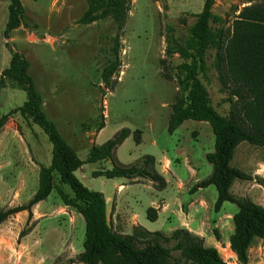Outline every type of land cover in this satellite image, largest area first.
<instances>
[{
	"label": "rangeland",
	"instance_id": "rangeland-1",
	"mask_svg": "<svg viewBox=\"0 0 264 264\" xmlns=\"http://www.w3.org/2000/svg\"><path fill=\"white\" fill-rule=\"evenodd\" d=\"M258 1L215 0L213 11L221 21L214 26L231 29L238 11L248 6V2ZM21 2L25 9L24 24L6 39L10 0H0V78L14 52L22 53L30 63V74L38 92L44 96L51 120L79 150L76 152L83 161L88 157L92 142L100 146L123 129L131 132L106 163L85 164L76 171L80 182L89 190L104 192L113 198L118 192L117 186L127 184L117 197L128 201L129 208L138 214V221L155 232H169V227L177 225L179 218L174 217L171 223L164 215L159 220H149L147 210L152 207V200H173L174 208L181 212L183 225L190 229L191 221L198 222V227L194 225L188 231L202 237L206 247L216 249L224 264H242L231 246L237 206L226 202L220 212H216L215 186L204 192L198 189L195 193L199 194L194 197L195 193L190 192L193 187H178L171 176L172 172H179L183 181H189L185 164L177 163L182 156L181 147L199 159L204 152L214 150L215 138L207 122L189 120L173 134L168 132L171 106L178 89L174 81L162 76L163 61L171 72L183 62L178 54L166 55L167 48L173 52L177 45L185 44L205 0H131L127 24L120 32L121 67L111 78V82H115L113 89L102 78L104 69L115 56L118 26L113 19L80 23L88 8L87 0ZM220 46L208 52V70L201 79L212 107L218 114L226 115L232 104L216 70ZM50 85L58 89L52 96L47 95ZM26 99V92L10 83L0 90V118L12 113L0 133V208L4 209L27 204L38 189V177L36 179L34 174L41 166L33 159L31 145L41 138L52 150L41 128L15 112ZM61 105L64 109H73V115L61 117ZM102 124H106L103 131L93 137ZM86 132L90 136L84 142L80 138ZM165 155L171 163L160 165L161 170L170 173L167 176L170 182L166 181L167 188L163 190L157 189L148 178L128 182L126 178L106 179L93 175L102 168L111 170L116 165L139 164L145 156L160 160ZM202 160L204 165L200 166L198 177L203 180L212 174L213 168L204 158ZM232 165L251 176V180L235 181L232 193L264 207V146L242 143ZM70 191L67 186L66 192L72 196ZM109 218L115 231L112 212ZM27 221L28 212L24 211L0 225V264H77L70 261L83 251L85 221L76 208L62 202L56 189L36 212L33 208V219L28 225ZM27 227H31L29 234L20 238ZM126 234L132 235L133 229ZM173 255L178 264H197L186 261L178 252ZM247 256V264H264V239L256 238Z\"/></svg>",
	"mask_w": 264,
	"mask_h": 264
},
{
	"label": "trees",
	"instance_id": "trees-1",
	"mask_svg": "<svg viewBox=\"0 0 264 264\" xmlns=\"http://www.w3.org/2000/svg\"><path fill=\"white\" fill-rule=\"evenodd\" d=\"M88 8L80 19L82 24H92L111 18L118 26L115 39L114 59L104 69L103 80L112 89L115 76L121 67L119 57L120 32L127 24L131 10V0H87ZM215 0H205L201 13L196 15V23L189 29V37L184 45L166 55L178 54L183 62L171 69L164 65L163 78L174 81L177 96L172 104L168 132L173 134L186 121L193 120L210 124L214 138V150L206 154L213 172L198 182L191 190L215 186L217 200L214 205L220 212L226 202L235 204L237 212L233 216L234 233L231 246L242 264H247V252L252 242L264 239V207L249 198L238 197L231 191L237 180H251V176L232 165L237 148L242 143L264 146V0L251 3L238 11L232 28L225 30L215 27L221 19L213 11ZM25 9L21 0H10L9 21L4 36L24 24ZM216 70L224 91L229 94L232 108L226 115L218 114L210 104L209 93L201 75L208 70V52L216 46ZM10 83L26 92L24 104L15 110L25 120L37 125L52 144V162L48 167L41 166L38 189L25 205L0 208V225L12 216L28 212V223L33 219V208L48 199L54 189L68 207H74L85 221L83 251L71 260L82 264H178L173 253L178 252L186 261L197 264H224L214 248H208L204 239L187 229H177L170 235L163 232H150L136 227L132 235L115 232L108 221L107 202L101 192L86 188L75 176V172L85 164L109 160L115 150L131 134L123 129L112 139L100 146H93L88 158L83 161L75 149L59 131L54 121L43 110V99L38 92L34 78L30 74V63L26 57L15 51L10 65L0 78V90ZM12 113L0 118V133ZM105 124L100 126L103 129ZM141 134L140 132H136ZM155 158L145 156L139 164L114 166L111 170L95 172V177L106 179L148 178L163 190L167 182L154 169ZM71 190L66 192V187ZM147 217L158 219V210L149 208ZM31 227L25 228L20 238L29 234Z\"/></svg>",
	"mask_w": 264,
	"mask_h": 264
},
{
	"label": "crops",
	"instance_id": "crops-1",
	"mask_svg": "<svg viewBox=\"0 0 264 264\" xmlns=\"http://www.w3.org/2000/svg\"><path fill=\"white\" fill-rule=\"evenodd\" d=\"M251 3L252 2H248L247 5H250ZM48 90L49 91H48L47 95L48 96H52V94L54 95L58 89L55 86L50 85ZM40 94H41L42 99H43V110L46 113V115L48 116V118L51 119V116L48 114V112L45 109L46 102H45L44 96H43L42 93H40ZM72 111H73V109H71V110L70 109H64V106L61 105V108L59 110V114H60L61 117H64L65 115L70 117V116L73 115ZM74 114H76V113H74ZM105 126H106V124H105ZM103 129H99L98 131H96L95 134H93V137H97L103 131ZM33 131H35V130L32 127L31 128V132H33ZM35 134L38 135V138L40 137V135L38 133L35 132ZM32 135H34V134H32ZM32 135H30V136H32ZM62 135L65 137V139H67L65 134L63 133V131H62ZM89 136L90 135L88 134V132H86V133L83 134V137H81L80 140L83 139L84 142H85L86 139L89 138ZM67 141L69 142L68 139H67ZM93 146H96L95 142H92L90 147H88L89 148V153H90V150H91V148ZM73 148L75 149V151H79L77 148H75V146H73ZM181 148H180L179 152L182 153V156L179 159H177V163L180 164L181 162H183L185 164L186 170H187V172L190 175L189 181H183V179L180 178V176H179V172L173 173L171 171L172 172L171 176L174 178V180L177 181L178 187H182V188L194 187L198 182H200L202 180V179H199V177H198L199 176V168H200V166L204 165L202 158H204L206 160V154L209 153V152H204L202 154V158L199 159L197 157H194L193 153L190 154V152L188 150H186V149L183 150ZM31 150H32V153H33V159H35V161H37V163L39 164L38 166L48 167V166L51 165V162H52V150L50 149V147H47L44 144V141L41 138L39 140L37 139V141H35L34 144L31 145ZM165 162H169V164L171 163V159H169V157L166 156V155L160 160L155 159V170L167 182H170V180L167 178L168 174H170V173L169 172L165 173V171H163V169L161 170V165L160 164H163ZM97 163L102 165V163H106V161H101V162H97ZM92 164H95V163H92ZM83 168L84 167H82L81 169H83ZM102 170H108V169L102 168L101 170H98V171H102ZM98 171H95V172H98ZM39 172H40V168H38L37 171L34 174L36 179L38 177V181H39ZM126 180L128 182L130 181L129 179H126ZM133 180L136 181L138 179H133ZM150 184L153 186V184L151 182H150ZM126 188H127V184H123V183L119 184L117 186V191H118L117 194L119 193V191H123ZM208 188L200 189L201 190L200 192H204V190H207ZM101 193L104 195V197L106 199V202H107V213H108V221H109V225L110 226H111V224H110L109 212L113 213V221L115 223V232L127 235L126 233H127L128 230L133 229V233H134L135 228L139 227V226L143 227L144 229H146V230H148L150 232H155V231L149 230L142 222L138 221V214L136 212H134L133 209L129 208V202L128 201H124V199H122V198H120L121 200H119V197H117V194H116L115 198H113V197H107L104 192H101ZM159 193H163V192H159ZM198 194L199 193H195L194 197L196 195H198ZM109 203H110V208H109ZM151 203H152V207L151 208H155V209L158 210V219L157 220H159L162 217V215L165 216L166 220L169 223H171V221H172V219L174 217L179 218L178 219V224L173 226V227H169V232H165V234L170 235L173 231H175L177 229H187V230L191 231L192 230L191 228H193L194 225L196 227H198V222L195 219H194V221H191V226L192 227L190 229H188L185 225H183V222H182L183 220L180 217L181 216V212H178L177 211L178 209L174 208L175 205L173 203V200H167L165 198H161L160 201H158V200L157 201H153L152 200ZM41 204H42V202L35 206V212H36V208L38 206H41ZM167 226L168 225L166 224V227ZM111 228H112V226H111Z\"/></svg>",
	"mask_w": 264,
	"mask_h": 264
}]
</instances>
